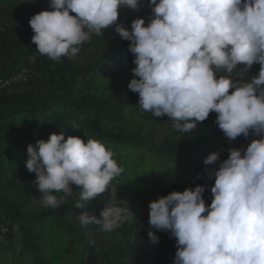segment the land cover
I'll return each mask as SVG.
<instances>
[{"label":"clouds","instance_id":"obj_1","mask_svg":"<svg viewBox=\"0 0 264 264\" xmlns=\"http://www.w3.org/2000/svg\"><path fill=\"white\" fill-rule=\"evenodd\" d=\"M49 3L50 10L29 21L40 55L55 62L75 59L93 35L115 26L130 41L135 67L128 89L139 94L142 112L167 116L182 133L215 112V124L229 140L258 137L246 149L229 148L222 161L217 152L205 158L206 165L219 161L207 174L214 178L210 205L204 184L151 201L149 237L158 242L159 230L175 238L173 264H264V0H148L150 21L146 26L145 18H136L130 30L118 23L119 10L139 11L141 0ZM254 64L259 73L249 77ZM27 153L26 168L36 174L44 208L64 204L73 184L83 202L75 206L84 208L123 172L101 142L65 139L63 131L29 144ZM133 215L115 197L99 216L85 211L78 218L82 226L111 232Z\"/></svg>","mask_w":264,"mask_h":264},{"label":"trees","instance_id":"obj_2","mask_svg":"<svg viewBox=\"0 0 264 264\" xmlns=\"http://www.w3.org/2000/svg\"><path fill=\"white\" fill-rule=\"evenodd\" d=\"M147 3L139 11L123 9L118 23L130 30L134 19L145 18L147 26ZM105 31L85 42L75 59L62 57L60 62L36 51L34 32L19 34L13 25L0 32V79L26 70L24 80L0 89V223L5 226V232L0 230V264H173L177 250L167 232L155 230L158 242H153L149 224L137 214L111 232L97 224L82 226L79 215L87 211L99 216L103 197L77 208L83 202L74 184L73 194L60 207H42L41 193L31 189L36 174L25 164L29 144L62 131L65 139L101 142L123 168L114 178L123 203V188L158 199L165 191L154 178H162V186L171 191L206 185L204 198L210 205L214 178L208 180L207 174L219 161L206 165L205 158L217 152L222 161L229 148L246 149L258 138L229 140L215 124V112L190 133L170 130L158 137L163 117L139 111V94L128 89L135 67L130 41L121 39L115 26ZM121 67L129 68V83L114 74ZM255 70L252 66V76ZM180 174L182 188L168 187ZM148 186L153 187L149 192Z\"/></svg>","mask_w":264,"mask_h":264},{"label":"rangeland","instance_id":"obj_3","mask_svg":"<svg viewBox=\"0 0 264 264\" xmlns=\"http://www.w3.org/2000/svg\"><path fill=\"white\" fill-rule=\"evenodd\" d=\"M43 10H50V3L49 0H0V28L14 26L18 28L19 34L28 33V31L33 32L32 28L30 27V18ZM2 30H0L1 32ZM129 68L121 67L117 71H115V75H122L125 77V81L128 82ZM129 83V82H128ZM138 110L141 111V109ZM145 115L148 116L149 112H145ZM170 130H175L172 126V122L167 121L160 124V127L156 130V134L158 137L162 138L166 136ZM169 178H166L168 180ZM177 180L167 184V186H172L176 188H182V176L181 174L176 177ZM157 182V186H161V188L165 191L163 195L166 196L170 192V190L165 189V186H162V178H154ZM187 181V179H186ZM143 182V181H142ZM31 189L34 191L35 194H40L38 187L36 185L31 186ZM153 189L152 186H148L147 191H151ZM124 191V207H128L130 210L133 211L134 215H140L143 219H145L146 223L149 224V203L153 200H156L155 197H151L150 195H144L140 193H135L133 190V194L123 188ZM174 191H180L178 189ZM2 227V226H1Z\"/></svg>","mask_w":264,"mask_h":264},{"label":"built area","instance_id":"obj_4","mask_svg":"<svg viewBox=\"0 0 264 264\" xmlns=\"http://www.w3.org/2000/svg\"><path fill=\"white\" fill-rule=\"evenodd\" d=\"M143 1H148V0H141V2ZM124 8H121L119 11L121 12ZM0 30H3V28H0ZM238 67H243L242 65L238 66ZM253 67L256 68L255 70V75H258L259 73V68L260 65L259 64H254ZM25 72L26 70L23 69L22 71L15 73L11 76H9L6 79H0V89L2 88H6L8 86H10L12 83H16L19 82L21 80L25 79ZM249 77L252 76V71L251 69L249 70L248 74ZM168 117L164 116L162 119V123L167 122L168 121ZM102 202L104 204V206L111 200L115 199V197L117 198L118 202H119V206L124 207L123 202H122V197L119 194V184L116 180L113 179V181L110 183L109 187L107 188V190L105 191L104 194H102ZM132 211V210H131ZM134 215L132 216V218L127 221V222H132ZM2 226V227H1ZM0 230L2 232H5V226L3 224L0 223ZM0 240L3 241L2 235H0Z\"/></svg>","mask_w":264,"mask_h":264}]
</instances>
